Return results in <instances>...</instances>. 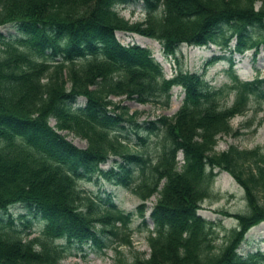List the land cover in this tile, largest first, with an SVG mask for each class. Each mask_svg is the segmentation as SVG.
<instances>
[{
  "label": "trees",
  "instance_id": "obj_1",
  "mask_svg": "<svg viewBox=\"0 0 264 264\" xmlns=\"http://www.w3.org/2000/svg\"><path fill=\"white\" fill-rule=\"evenodd\" d=\"M138 2L141 21L130 23L115 10ZM8 25L15 34L0 33V264H59L85 245L130 247L132 218L146 227L145 202L152 196L148 255L128 264H264L263 252H237L247 231L264 222V153L214 150L217 137L240 135L230 126L233 117L251 101H264V81L239 80L231 59L264 50V0H0V27ZM117 32L157 42L167 58L180 45L228 51V83L212 87L202 75L180 71L166 79L149 49L121 45ZM220 59L211 56L205 64ZM173 87L183 94L174 115L140 126L111 101L124 97L166 108ZM78 98L82 106H74ZM125 127L159 137L155 156L144 151L142 134H134L142 151L130 150L120 138ZM110 157L118 162L100 169ZM214 170L241 187L246 203L217 249L215 223L197 215ZM93 177L136 197L134 212L119 210L108 193L78 187ZM14 205L39 216L38 236H19L6 213Z\"/></svg>",
  "mask_w": 264,
  "mask_h": 264
},
{
  "label": "rangeland",
  "instance_id": "obj_2",
  "mask_svg": "<svg viewBox=\"0 0 264 264\" xmlns=\"http://www.w3.org/2000/svg\"><path fill=\"white\" fill-rule=\"evenodd\" d=\"M258 5H255V8ZM116 12L123 19L130 23L141 21L143 18V10L140 2L129 3L123 6L115 7ZM0 33L4 36H13L15 29L11 26L0 27ZM117 41L123 45H138L150 50L152 57L162 68L164 78L172 77L177 71L189 72L202 75L203 79L212 87H220L228 83L226 76L229 57L228 51H221L214 46L192 47L180 45L177 47L174 57L165 58L161 53L159 44L155 41L142 38L123 32L115 33ZM233 45L231 41L230 46ZM211 56H221L222 59L206 65V61ZM233 60V71L237 78L241 81H250L255 77L264 81V50L260 49L252 58V51H246L242 55H231ZM264 90V88H263ZM171 98L166 108L158 107L153 104L140 105L133 101L125 100L124 97L111 98L114 103L125 106L129 114H134V121L137 126L146 121H154L159 117L171 118L177 111L182 100V92L179 87H174L170 91ZM83 100L78 99L77 104L82 106ZM232 102L229 96L225 105L229 106ZM260 121V123H259ZM52 126L53 122L49 121ZM232 130H238L239 136L221 135L217 137L214 150L216 152L225 151L229 146H234L241 150L260 149L264 153V101L255 103L251 101L248 104L247 111L241 115L233 117L230 120ZM140 127H125L120 130V138L125 142L130 150L138 149V142L134 137L137 133L145 139L144 151L149 157H154L159 148V137L148 136L141 133ZM68 142L79 149H84L86 144L83 140L75 137L71 133H60ZM161 143V142H160ZM142 151V150H140ZM178 164L181 163V156L177 154ZM118 159L110 157L104 164L99 166L102 170H108ZM216 176L211 185V193L201 202L200 209L197 211L202 219L208 222H214L217 239L214 240L215 248H219L226 233L236 227L234 215L244 214L246 212V203L244 193L241 187L226 173L214 170ZM78 187L86 192L108 193L116 207L127 213L134 212L138 204L136 197L128 191L111 184L104 178H91L89 182L80 181ZM155 202V196L150 197L146 202V211L144 218L146 227L141 226L140 218L133 217L130 225V247L117 246L115 243L108 245L106 248L99 250L95 246L85 245L81 249L73 247L68 256L60 261L59 264H128L135 255L146 257L148 255V247L146 237L148 231L152 229V224L148 220V214L151 206ZM12 218L13 228L19 233L23 240H29L38 236L43 228V222L39 216L34 214L32 208L23 205H14L7 209L6 212ZM3 219L6 214H2ZM26 226V227H24ZM255 251L264 253V222L250 228L245 234L242 243L237 252L245 256Z\"/></svg>",
  "mask_w": 264,
  "mask_h": 264
}]
</instances>
